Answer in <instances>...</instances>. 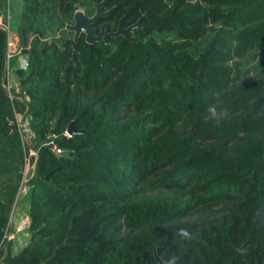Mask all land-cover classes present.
Wrapping results in <instances>:
<instances>
[{
    "label": "trees",
    "instance_id": "trees-1",
    "mask_svg": "<svg viewBox=\"0 0 264 264\" xmlns=\"http://www.w3.org/2000/svg\"><path fill=\"white\" fill-rule=\"evenodd\" d=\"M53 5L108 10L99 34L138 23L90 46ZM15 31L36 50L13 106L0 27V241L34 170L28 239L0 264H264V0H21Z\"/></svg>",
    "mask_w": 264,
    "mask_h": 264
},
{
    "label": "built area",
    "instance_id": "built-area-1",
    "mask_svg": "<svg viewBox=\"0 0 264 264\" xmlns=\"http://www.w3.org/2000/svg\"><path fill=\"white\" fill-rule=\"evenodd\" d=\"M0 27H2L6 31V50H5V65L6 66H5L4 87L11 101H13V100H16L17 89L20 92V86H19V82L16 84V82H13L10 80V77H9L10 72H11L10 64H11V61L15 57L19 59L20 57H23L19 66L22 68H25L27 66V59H26V54H23L22 49H20L18 46L17 34H16V31L12 29L10 26V15H9V11L7 10L4 13V15L3 13H0ZM12 105L14 106V101L12 102ZM19 113L22 114L23 116L22 119H19V116H18ZM9 122L16 126L22 141H26L30 138L32 130L29 125V117L24 112H18L14 110L13 117L9 118ZM49 143L52 144L53 148L57 152L61 151V148L53 145L52 140H50ZM31 153H35V151H31ZM28 164H29V160L28 158H26L22 182L18 187L15 199L17 198L21 189L25 187L24 183L26 184V181H27L25 174L30 165ZM27 190H28V185L26 189H24L23 191L26 192ZM15 202H13L12 207ZM12 207L9 213L8 223L4 229V232H3V235L0 241V243L3 245H5L8 241H14V239H16L18 236H21L25 233H27L28 235L29 230H30V215H29L28 210H22V211L18 210L17 205H16V210L18 214H17V217L14 218L13 217L14 210H12Z\"/></svg>",
    "mask_w": 264,
    "mask_h": 264
},
{
    "label": "water",
    "instance_id": "water-1",
    "mask_svg": "<svg viewBox=\"0 0 264 264\" xmlns=\"http://www.w3.org/2000/svg\"><path fill=\"white\" fill-rule=\"evenodd\" d=\"M46 16V18L51 19L55 18L57 20V26L56 30H60L61 28H67L70 30H73L75 33V36H77L80 32L85 33L86 37V42L91 46L92 42L96 40H104L107 41L108 38L111 35H119V34H124L126 37L130 36V29L134 28L138 21L132 23L131 25L128 26H123L121 21L119 22L117 29L113 31H106L103 34H99L96 32V29L92 26V23L100 16L103 14H106L107 11H101L100 10V5L97 7V11L94 15L88 16L87 14L83 13L82 10L77 9L73 13V22L72 23H66L62 17L57 13L54 5L52 6V10L50 12H46L43 10L42 6L40 10L38 11ZM208 47V43L203 47V51ZM36 48L34 46H31L29 49H22L23 54H28L29 52L35 51ZM18 73L22 74L23 70L21 68H18ZM58 115V113H57ZM77 129L74 127L73 121L70 122L66 128V133L67 134H75L77 133ZM34 167L30 166L28 167L25 177L28 179L31 174L33 173ZM49 176V173L46 175V177ZM153 264H171L170 262H165L161 259H158L155 263Z\"/></svg>",
    "mask_w": 264,
    "mask_h": 264
},
{
    "label": "rangeland",
    "instance_id": "rangeland-1",
    "mask_svg": "<svg viewBox=\"0 0 264 264\" xmlns=\"http://www.w3.org/2000/svg\"><path fill=\"white\" fill-rule=\"evenodd\" d=\"M6 3H7V7L5 6V11L6 10L9 11V15H10V26H11L12 29L15 30L16 27H17V25H18V19H19V14H20L21 0H6ZM78 9H80V8H78ZM5 11L3 12V15H4ZM207 43L209 45V41H206L204 43L203 47ZM12 65H13V63H12ZM12 70H13V68H12ZM12 70H11V72H12ZM251 74H253L254 76H257L258 75V77L263 75V73H259L258 74L257 72L256 73L253 72ZM262 105H264V102H262ZM18 116H19V119H22L23 118L22 114H20V113L18 114ZM28 143H29V141H28ZM30 166H32V165H29V167ZM24 185H25V187H23L21 189V191L19 192L17 198L14 200V202L16 201L14 203L13 207H12V210H14V213H13V217L14 218H16L17 217V214H18L17 213V210H16V205H17L18 210H21V209L26 210L28 208L27 207V201H26L27 200L28 193H27V191L26 192L23 191L24 189H26V187L28 185L27 182H26V184L24 183ZM15 210H16V212H15ZM27 239H28L27 233H25V234H23L21 236H18L16 239H14V241H12V248H13V250H17L22 245V243L24 241H26Z\"/></svg>",
    "mask_w": 264,
    "mask_h": 264
},
{
    "label": "crops",
    "instance_id": "crops-1",
    "mask_svg": "<svg viewBox=\"0 0 264 264\" xmlns=\"http://www.w3.org/2000/svg\"><path fill=\"white\" fill-rule=\"evenodd\" d=\"M23 59V57H20V59L19 58H17V57H15L12 61H11V64H10V69L12 70V68H13V70H12V72H10V75H9V77H10V80L11 81H13V82H16V84L19 82V78H20V74L18 73V68H21L22 70H23V72L25 71L24 69L25 68H22V67H20L19 66V64H20V62H21V60ZM12 63H13V65H12ZM25 99H28V96L27 95H24V94H22V93H19V91H18V89H17V93H16V100H18V101H25ZM29 140V139H28ZM23 209H21V211H22ZM24 243V242H23Z\"/></svg>",
    "mask_w": 264,
    "mask_h": 264
},
{
    "label": "flooded vegetation",
    "instance_id": "flooded-vegetation-1",
    "mask_svg": "<svg viewBox=\"0 0 264 264\" xmlns=\"http://www.w3.org/2000/svg\"><path fill=\"white\" fill-rule=\"evenodd\" d=\"M81 10V9H80ZM101 10V9H100ZM96 11H97V9H96ZM102 11V10H101ZM104 11H107V13H108V10H104ZM96 13V12H95ZM92 15H94V14H92ZM92 15H88V16H92ZM121 21V20H120ZM119 21V22H120ZM119 24V23H118ZM92 26H93V23H92ZM94 27V26H93ZM95 28V27H94ZM83 32V31H82ZM97 32V31H96ZM106 32V31H105ZM75 33V32H74Z\"/></svg>",
    "mask_w": 264,
    "mask_h": 264
}]
</instances>
